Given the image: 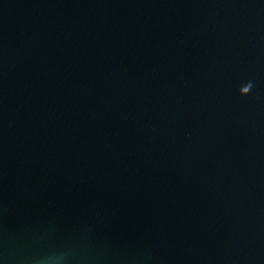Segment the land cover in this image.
Here are the masks:
<instances>
[{"label": "water", "instance_id": "95a60500", "mask_svg": "<svg viewBox=\"0 0 264 264\" xmlns=\"http://www.w3.org/2000/svg\"><path fill=\"white\" fill-rule=\"evenodd\" d=\"M0 264H264V0H0Z\"/></svg>", "mask_w": 264, "mask_h": 264}, {"label": "clouds", "instance_id": "9594fccd", "mask_svg": "<svg viewBox=\"0 0 264 264\" xmlns=\"http://www.w3.org/2000/svg\"><path fill=\"white\" fill-rule=\"evenodd\" d=\"M251 86V85H250ZM49 260H54L55 259V257H49L48 258Z\"/></svg>", "mask_w": 264, "mask_h": 264}]
</instances>
